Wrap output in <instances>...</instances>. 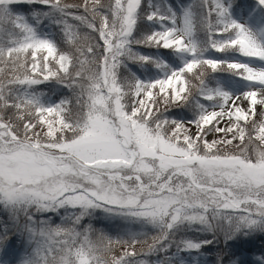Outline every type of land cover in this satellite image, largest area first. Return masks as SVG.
I'll list each match as a JSON object with an SVG mask.
<instances>
[{"label": "snow or ice", "instance_id": "snow-or-ice-1", "mask_svg": "<svg viewBox=\"0 0 264 264\" xmlns=\"http://www.w3.org/2000/svg\"><path fill=\"white\" fill-rule=\"evenodd\" d=\"M0 264H264V0H0Z\"/></svg>", "mask_w": 264, "mask_h": 264}, {"label": "trees", "instance_id": "trees-1", "mask_svg": "<svg viewBox=\"0 0 264 264\" xmlns=\"http://www.w3.org/2000/svg\"><path fill=\"white\" fill-rule=\"evenodd\" d=\"M173 1H174V0H173ZM241 1H242V0H241ZM182 2L187 3L188 0H182ZM57 222H58V221H57ZM259 245H260V241L257 240V241H256V247L258 248ZM254 255H255V256H259V252H258V251H255V252H254Z\"/></svg>", "mask_w": 264, "mask_h": 264}, {"label": "rangeland", "instance_id": "rangeland-1", "mask_svg": "<svg viewBox=\"0 0 264 264\" xmlns=\"http://www.w3.org/2000/svg\"><path fill=\"white\" fill-rule=\"evenodd\" d=\"M69 2H71V0H69ZM176 2H177V1H176ZM176 2H174V3H176ZM241 2H248V3H250L251 0H242ZM173 111H179V110H173ZM257 257H259V256H257Z\"/></svg>", "mask_w": 264, "mask_h": 264}, {"label": "bare ground", "instance_id": "bare-ground-1", "mask_svg": "<svg viewBox=\"0 0 264 264\" xmlns=\"http://www.w3.org/2000/svg\"><path fill=\"white\" fill-rule=\"evenodd\" d=\"M176 1H177V0H174V1H173V0H171V2H172V3L176 2Z\"/></svg>", "mask_w": 264, "mask_h": 264}]
</instances>
